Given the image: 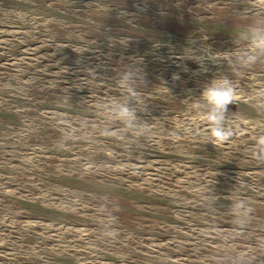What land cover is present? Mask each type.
<instances>
[{"label":"rangeland","instance_id":"374dc122","mask_svg":"<svg viewBox=\"0 0 264 264\" xmlns=\"http://www.w3.org/2000/svg\"><path fill=\"white\" fill-rule=\"evenodd\" d=\"M254 27L264 0H0V264H264ZM189 47L220 58L202 72ZM222 77L233 138L215 145L189 105Z\"/></svg>","mask_w":264,"mask_h":264},{"label":"clouds","instance_id":"9594fccd","mask_svg":"<svg viewBox=\"0 0 264 264\" xmlns=\"http://www.w3.org/2000/svg\"><path fill=\"white\" fill-rule=\"evenodd\" d=\"M249 42L252 45V54L244 58L245 66L255 65L257 61L264 57V27H254L248 34ZM183 59H194L200 65V71L206 72L205 60L216 63L220 58V54H212L209 52L204 58H198L191 47L187 48L183 54ZM139 78V73L134 68H129L122 73L118 79V85L125 89L129 100L141 98V93L133 86L132 81ZM173 81L179 79L178 74H174ZM170 93V89L165 87ZM237 97L236 88L233 82L227 77L212 79L202 90L199 98L192 100L189 105L193 112V124L201 122L207 125L208 141L215 145L229 142L233 136L232 133L225 128L227 119L228 106L232 105ZM115 116L124 124L131 126L137 119L136 110L129 106L128 102L117 105ZM191 129L189 128V131ZM257 144L259 147L255 152V159L264 160V135L258 137ZM250 205L246 207V202L241 199L234 205L233 214L237 219L240 227L247 223L246 217H250L252 213ZM117 232L112 228L106 235L109 238H115Z\"/></svg>","mask_w":264,"mask_h":264}]
</instances>
